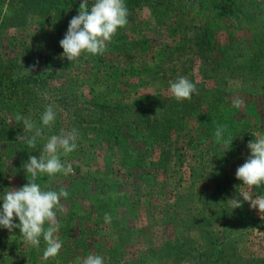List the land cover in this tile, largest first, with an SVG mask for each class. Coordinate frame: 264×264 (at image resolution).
<instances>
[{
    "label": "rangeland",
    "instance_id": "374dc122",
    "mask_svg": "<svg viewBox=\"0 0 264 264\" xmlns=\"http://www.w3.org/2000/svg\"><path fill=\"white\" fill-rule=\"evenodd\" d=\"M82 2L0 0V197L28 183L23 165L52 135L78 130L77 149L61 156L74 174L37 179L45 190L69 192L66 211L57 213L61 252L44 260L42 238L37 249L19 228L0 227V264H75L90 254L104 264H264V220L239 193L255 198L264 187L250 190L235 175L251 154L248 142L264 135V0H125L129 23L107 51L71 62L60 41ZM181 76L199 95L181 102L170 94V82ZM65 80L73 92L59 90ZM238 98L240 108L232 104ZM49 104L57 116L44 127ZM10 114L42 128L35 149L26 142L33 133L23 121L10 123ZM139 116L135 133L123 128L125 139L109 145L104 126ZM217 126H226L232 144L216 142ZM155 135L156 144L143 145ZM81 179L88 199L108 191L125 200L114 206L130 236H108L106 223L81 232L77 207L86 201L71 196ZM234 198L241 207L232 209ZM89 207L83 203L81 211Z\"/></svg>",
    "mask_w": 264,
    "mask_h": 264
},
{
    "label": "clouds",
    "instance_id": "9594fccd",
    "mask_svg": "<svg viewBox=\"0 0 264 264\" xmlns=\"http://www.w3.org/2000/svg\"><path fill=\"white\" fill-rule=\"evenodd\" d=\"M89 0H83L80 4L79 14L72 17L64 38L60 41L63 48L62 57L73 62L82 55H103L107 51V45L112 41L120 28L126 27L129 23V10L125 0H95L89 10ZM36 65L27 68L32 72ZM23 74H27L23 73ZM170 94L177 101L191 100L193 93L199 95L196 84L187 77H178L175 82H170ZM45 94V99H47ZM243 100L235 99L232 104L236 108L243 105ZM159 108L157 109V111ZM57 112L52 104L47 105L41 115L42 125L51 127L56 120ZM10 123L23 121L24 131L32 132L33 135L27 139L29 148L35 149L37 138L42 136V128L37 127L31 118H25L19 114L8 117ZM226 126H217L215 140L225 145L232 144V138L225 139ZM17 139H25L18 136ZM78 130L73 128L70 131L61 129L59 135H52L43 145L39 156L32 155L27 163L23 165L28 174V183L20 188H12L4 193L0 199L3 200L2 211H0V227L10 232L16 228L20 229L23 242L37 249L40 248L41 238L46 243L43 251V259L55 258L63 248V241L60 240L58 232L60 222L57 213L66 211L62 199H67L69 192L65 188L59 191L45 190L37 182L39 174H46L54 177L57 174L65 176L74 174L71 163L61 160V156H68L78 147ZM251 154L245 163L236 170V178L243 181L242 186L252 190L264 187V135H257L254 140L248 142ZM243 201H247L252 209L259 210L261 219L264 220V195H256L253 198L251 191H239ZM232 209L242 206L240 199H230ZM18 217L19 223H15ZM105 222L111 223V215L105 214ZM48 225L45 228V225ZM75 264H104V257L90 254L83 260L79 258Z\"/></svg>",
    "mask_w": 264,
    "mask_h": 264
},
{
    "label": "trees",
    "instance_id": "16d2710c",
    "mask_svg": "<svg viewBox=\"0 0 264 264\" xmlns=\"http://www.w3.org/2000/svg\"><path fill=\"white\" fill-rule=\"evenodd\" d=\"M116 75H117V73H116ZM59 76L60 75L58 73H56V74L50 73L48 75L49 78L59 77ZM111 77L114 78L115 74H112ZM116 77L118 79L119 76L117 75ZM113 81H114V79H113ZM69 82H70V80H65L62 84V87H59V90L64 92V93L73 92V90L70 87ZM66 85H68V86H66ZM106 103H108V102H106ZM94 105L97 106L99 110L106 109L104 107L103 103H101V102H96ZM125 106H127V105H125ZM137 118H134L133 120H130V119L127 120L126 119L123 124L118 123V121H116L117 124L114 125V129H112V130H110L107 126H104L105 128H102V129L107 133V138L110 139L109 145L110 144H112V145L119 144L120 140H121L120 135H123L122 139H125L126 135L124 136V134L122 133L123 128L130 130V132H129L130 135L133 134V132L135 133L136 130L134 127L132 128L131 124L137 122L138 120H141L142 116H139ZM113 121L114 120L108 121V122H106V124H109L110 122L113 123ZM155 138H157V135H155L154 138L142 140V141H144L143 145L146 146L148 144V146H149L150 144H153V143L156 144L157 140ZM133 160L136 161L135 159H133ZM134 164L136 165L137 163L134 162ZM134 164L129 165L128 168H131ZM84 183L85 182L83 181V179H81L80 181H77L76 187L74 189L72 188L73 194L71 193L72 194L71 196L75 198V203H79V199H80V201H86V202H80V206L77 207V213H78L77 214V217H78L77 222L80 225L81 232H82V230L85 232V229H86V231H88V234L94 233L95 228H98V231H99L104 226V224L106 223L105 222V214L107 213V214L111 215V223L105 224V225H108L110 228L108 231H106V234L108 236L109 235L111 236L112 234H114V232L115 233L118 232L119 235L121 234L124 237L130 236V232H128V230L131 231V227L128 226V222H127L128 220L125 219L126 217H124V219H121L120 217H118L116 214V211H118V209H116L114 206L115 203L122 204V202H125V200H120V201L115 200L114 201V199L110 196V192H108V191L106 192V194L104 196L102 194V196L98 199H94V200L88 199L89 197L85 196V194H83V193L81 194V191H80L83 188ZM86 183H88V182H86ZM79 186H81V187H79ZM65 187L69 188L70 184H65ZM83 203L90 204V207H89L90 211H88V212L84 211V213L81 211ZM101 203H103V204H101ZM128 205L130 206V204H128ZM115 209H116V211H115ZM128 217H130V216H128ZM116 242L118 243V241H116Z\"/></svg>",
    "mask_w": 264,
    "mask_h": 264
}]
</instances>
